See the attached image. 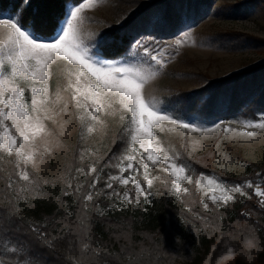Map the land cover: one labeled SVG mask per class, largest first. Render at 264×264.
<instances>
[{
  "label": "rangeland",
  "instance_id": "rangeland-1",
  "mask_svg": "<svg viewBox=\"0 0 264 264\" xmlns=\"http://www.w3.org/2000/svg\"><path fill=\"white\" fill-rule=\"evenodd\" d=\"M152 1L158 0H103L102 3L90 6L89 0H83L86 6L72 21L73 27L70 30L73 34L70 38L74 44L79 45L82 58L87 55L97 66L124 69L125 73L114 72L113 76L120 78L121 75H127L128 79L136 81L141 85L139 93L142 99L158 115L170 117L152 119L149 123V117L145 115L143 119L149 124L151 136L148 132L136 133L134 129L130 134V108L134 102L127 100L128 107H124L119 102V96L105 93L100 81L78 63L54 57L42 73L47 76L43 83L40 80L32 81L31 77L27 81L11 77V65L7 63V57L15 52L16 46L9 39L10 30L0 25V59L5 61L4 74L8 76V81L0 86V91L3 87H12L10 81L15 80V85L24 92V99L20 102L29 114L27 118L17 121V127H12V120H4L0 124V133L6 125L17 140V148L24 155L31 153L33 156L31 162L25 163L23 157L16 155L15 149L11 155L0 149V162L13 163L20 180L23 179L19 173L28 174L30 170L51 188H59L64 184L69 186L71 179L67 175L65 161L70 157L76 134H79L81 159L89 165V171L95 169L96 164L108 155L93 182L100 178L98 183H101L100 187L108 198L110 208L123 209L130 204H142L144 208L154 207L164 192L174 199H180L190 190L189 185L194 186L204 209L222 208L235 199L243 198L248 191L255 192L257 187L261 189V177L256 175L260 174V167L264 165V128L245 125L248 122L259 123L264 111L257 115L241 111L228 116L219 113L214 115L211 108L191 113L188 106H201V102L213 94L203 93L201 89L210 85L213 80L226 77L232 79L234 74L264 61V0H210L209 6L200 16L177 30L135 36L131 46L122 53L110 51L106 42L110 45L114 43L103 39L106 36L104 34L107 33L108 36L110 27L119 26L130 16L135 17L137 10L145 8L148 5L146 3ZM80 2L81 0L68 1L66 5L75 3L78 6ZM170 2L174 3L173 0ZM158 9L161 12L163 10L161 7ZM8 18L16 19V15H11L9 10L0 7V19ZM64 18L65 14L59 24ZM153 56L157 59L153 60ZM29 63L33 64L34 61ZM230 82L234 81L220 80L226 89ZM92 85L95 87H91ZM33 86H46V90L33 96ZM209 88L213 90L214 85ZM9 94L5 93V97ZM74 96L76 99H73ZM189 97L191 102L188 101ZM33 98L38 101L35 110L31 104ZM93 101L100 104V110L95 112V120L92 119V109L96 107ZM25 122L39 125L43 131L34 135V128L23 129ZM183 124H189L190 127L185 128ZM193 128L197 130L193 131ZM21 130L29 135L28 141L20 138ZM248 132L254 135L249 136ZM132 135H136L135 141L131 139ZM6 139L4 137L5 141ZM112 140L117 141V147L107 154ZM141 143L144 148L140 147ZM149 148L153 156L160 158L156 164L147 159ZM208 149L212 151L209 160L211 172H199L193 180V164L184 157L181 160L179 158L183 156L184 150L188 159H196ZM128 156H133L134 159L129 161L126 158ZM129 162L133 164V170L122 172L121 169ZM145 163L149 165L147 176L152 180L150 187L144 179ZM170 163L184 165L183 175L191 177V182L180 180V192L176 191L173 183L175 177L171 170L165 171ZM105 167L106 174L103 173ZM249 170L256 177L248 179L246 174ZM81 172L80 168L77 174ZM130 174L140 181L144 195L136 192L132 182L128 185L120 183V179L127 178ZM205 176L216 178L227 189L239 185L241 191H230L229 195L233 199L227 203L221 200L213 203L209 196H219L221 193L209 191L204 181ZM110 177L116 179L112 180ZM248 182H251V187ZM109 183L112 184L111 188L107 187ZM184 188L187 191H183ZM126 191L130 200L123 199ZM0 245L13 250L12 246H7L6 240H0ZM8 253L0 249V264H20L21 261H13ZM25 264L30 263L25 260Z\"/></svg>",
  "mask_w": 264,
  "mask_h": 264
},
{
  "label": "trees",
  "instance_id": "trees-1",
  "mask_svg": "<svg viewBox=\"0 0 264 264\" xmlns=\"http://www.w3.org/2000/svg\"><path fill=\"white\" fill-rule=\"evenodd\" d=\"M68 1L79 0H0V7L16 15V19L41 38H47L59 26ZM170 1L148 2L145 8L136 11L135 17L110 27L109 35L105 33L103 38L114 43L106 42L110 51L122 53L131 46L135 36L175 31L200 16L210 3V0H173V4ZM159 7L163 8L162 12ZM220 80L234 82L228 83L226 89ZM212 84L213 90L209 88ZM210 85L201 89L203 93L213 94L201 106L189 105L191 113L208 108L214 115L228 116L241 111L253 115L264 111V61L234 74L232 79H216ZM188 101L191 102L190 97ZM205 117L209 119L208 115ZM116 140L111 141L107 154L116 149ZM79 142L80 136L76 134L70 157L65 161L71 179L69 186L51 188L30 170L29 179L20 180L13 163L0 162V240H6L13 250L1 245L0 249L9 252L13 261L264 264V206L262 198L253 190L222 208L204 209L193 185H189L190 190L180 199L164 192L154 207L130 204L128 208H110L98 183L100 178L92 186L108 155L90 172L89 165L82 162ZM182 155L180 160L184 157L193 164V180L199 172H211L210 149L196 159H188L185 150ZM80 168L82 172L77 174ZM104 171L107 172V167ZM246 175L248 179L260 176L261 190H264V165L260 167V174L253 176L250 171ZM89 194L91 200L86 199Z\"/></svg>",
  "mask_w": 264,
  "mask_h": 264
},
{
  "label": "snow or ice",
  "instance_id": "snow-or-ice-1",
  "mask_svg": "<svg viewBox=\"0 0 264 264\" xmlns=\"http://www.w3.org/2000/svg\"><path fill=\"white\" fill-rule=\"evenodd\" d=\"M103 0H89V6L92 4L102 3ZM85 3L83 0L77 4L73 3L70 5H66L65 18L59 26L55 29L53 34H50L47 39H43L38 36L34 31L29 30L25 25L21 23L19 19H0V25L7 27L10 30L9 39L15 44L16 50L14 53L9 54L7 57V63L11 65L10 76L13 78H20L21 80L27 81L29 77H31L32 81L40 80L41 83L46 81L47 76L42 73L46 71V65L56 56L62 58L64 60L72 61L74 63H78L82 65L84 68H87L88 71L96 77L100 84L103 86L105 93H111L112 95H116L120 97L119 102L124 106L128 107L127 100H132L134 102L133 106L130 108L132 113L129 118V131L130 134L135 130L136 133L148 132L149 136L152 135L150 131L149 124L145 123L143 117L147 115L149 117V123L152 119L160 120V119H170L168 116H160L158 112L150 107L147 104L139 93L140 84L136 83V81L128 79L127 75H121L120 78H116L113 76L114 72L125 73L124 69L116 68H105L103 66H97L96 62L87 55H84L83 58L80 54L79 45L73 43V39L70 38L73 34L70 32L72 29V21L77 18L78 14L83 11L85 7ZM153 60L157 59L155 56L152 57ZM29 61H34L33 64H30ZM5 71V61L4 59H0V86L4 85L6 81H8V76L4 74ZM12 83V87H3L2 91H0V124L3 123L4 120H12V127H17V121L19 119H24L28 117V112L25 110L24 104L20 101L24 99L23 90L15 85V80L10 81ZM91 87H95L92 85ZM45 88H38L33 86L31 91L33 96L36 93L45 91ZM5 93H10L5 97ZM100 95V93H97ZM73 99H76L74 96ZM38 101L33 98L31 104L33 106V110H35V106ZM96 104V107L92 109V119H97L95 116V112L100 110V104L96 101H93ZM5 109H8L5 112ZM183 127L189 128V124H183ZM245 127H258L264 128V114L260 117V122L253 124L252 122H248ZM35 129L34 135H38L43 129L39 125H29L27 122L24 123L23 129L32 130ZM193 131L197 130L195 128ZM91 131V129H89ZM228 131V129H225ZM247 135L252 136L254 133L248 132ZM6 137V141L4 140ZM20 138L23 141H28L30 139L29 135L25 134L24 130L20 131ZM131 139L133 141L136 140V135H132ZM141 148H144V144L141 143ZM0 149L6 151L9 155L12 154L15 149L16 155L18 157H23L25 163H29L33 160V156L31 153L28 155H24L20 148H17V140L14 136H12L9 132V129L6 125H4V131L0 133ZM147 159L151 161L153 164L160 159L158 156H153L151 149L148 150ZM129 161L134 159L133 156L126 157ZM145 170L144 179L147 182V185L150 187L152 184V180L148 179L147 169L149 165L145 163L143 165ZM133 170V164L129 162L125 168H122L121 171H130ZM138 171V169H136ZM171 170L172 175L175 177L173 180L174 185L176 186V191L180 192L182 189L180 187V180L186 179L191 182V177L183 175L185 173L184 165H177L175 163H170L168 168L165 171ZM90 171H95V169H91ZM23 180H28L29 176L26 172L19 173ZM110 179L115 180L116 177H110ZM205 184L208 186L209 191L215 193L219 191L221 195H210L209 199L216 203L217 200L224 201L227 203L232 200L233 197L229 195V192H240L241 187L238 185L235 188L227 189L224 187L222 182H218L216 178L205 176L204 177ZM130 182L134 184L136 192L144 195L145 191L142 187L139 180L135 179L131 174L127 178L120 179V183L122 185H128ZM199 183V181L197 182ZM93 187L95 186V182H93ZM248 186L251 187V182H248ZM107 187L111 188L112 184L109 183ZM183 191H187L186 188ZM255 195L261 197V205L264 206V190H261L259 187L255 189ZM86 199L91 200L92 196L89 194ZM124 200H130L128 192L126 191L123 195ZM30 259V258H29ZM20 264H25V260H21Z\"/></svg>",
  "mask_w": 264,
  "mask_h": 264
}]
</instances>
